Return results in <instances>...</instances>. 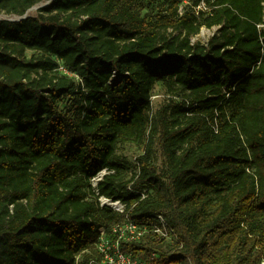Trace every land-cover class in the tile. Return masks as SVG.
<instances>
[{
  "label": "trees",
  "instance_id": "obj_1",
  "mask_svg": "<svg viewBox=\"0 0 264 264\" xmlns=\"http://www.w3.org/2000/svg\"><path fill=\"white\" fill-rule=\"evenodd\" d=\"M182 1L0 0V264H102L120 221L147 229L136 264H264V0Z\"/></svg>",
  "mask_w": 264,
  "mask_h": 264
},
{
  "label": "rangeland",
  "instance_id": "obj_2",
  "mask_svg": "<svg viewBox=\"0 0 264 264\" xmlns=\"http://www.w3.org/2000/svg\"><path fill=\"white\" fill-rule=\"evenodd\" d=\"M45 5H48V2H43L39 4L38 6H35L31 8L27 16H36L38 14V9L41 7H44ZM190 5L191 3L188 2L187 0H183L182 3L180 4V13H182L184 10L189 9L190 10ZM195 11H198V9H195ZM144 13H149L150 15H153L156 13L155 6L152 4V2H149L146 5V8L144 9ZM14 20L16 18L14 17H9L3 14H0V20ZM213 30H207L202 28L200 30V33L192 38V42H201V43H207L208 39L212 36ZM37 53L33 51H27L26 56L27 58L36 56ZM170 95L167 93L165 86L159 82L156 83L152 92H151V107H152V112L155 113L157 110H159L161 107L167 105V103L170 100ZM176 98H174L175 100ZM63 105L61 104V107ZM144 151V145L138 146L135 144H125L122 146H119L117 149V155L120 158H123L128 166L127 173L124 175L123 180L128 181L131 176L135 172V166H136V160L139 156L143 154ZM153 161L155 165L160 169L163 167V161L160 157V151L157 143L155 144L154 147V156H153ZM121 204V203H120ZM115 212L120 213V208L118 205L115 207H112ZM120 228L117 229V226L114 227L113 224L110 226L106 234L103 236L101 240L98 241V244L101 245V247L108 253L107 255L111 259H115L114 254L116 253L117 245L118 242L120 241H140L142 239V236L140 239H136L131 235L130 229L126 228V221H120ZM126 232V233H125ZM125 233V234H124ZM129 233V235H128ZM173 239L172 238H167L165 239V245L164 248L168 247L169 245H172ZM121 249V247H120ZM131 257H133L131 255ZM102 259V258H101Z\"/></svg>",
  "mask_w": 264,
  "mask_h": 264
},
{
  "label": "built area",
  "instance_id": "obj_3",
  "mask_svg": "<svg viewBox=\"0 0 264 264\" xmlns=\"http://www.w3.org/2000/svg\"><path fill=\"white\" fill-rule=\"evenodd\" d=\"M196 9H198V10L204 9L203 3L200 4ZM59 69L61 71H64V69L62 67H60ZM109 173H111V172L108 171L107 169H103L95 177H93L90 180L92 188L96 189L97 185L103 179V177L105 175L109 174ZM146 197H147V194L144 191L142 193V199H144ZM100 204H101L102 207L103 206H107V207H110V208H112V206H110L109 204L118 205L119 208H120V213L123 212V210H124V206L122 204H120L119 202H112V201L104 199V198L100 199ZM157 223H158V226H156V227L152 226L150 231L155 233L156 235L164 238V239L169 238L170 236L168 235V225H167V222L163 218L162 215L157 216ZM119 224H120V222L114 223L113 226L114 227L117 226V229H118V228H120ZM126 224H127L126 228L130 229V231H131L130 234L133 235V237H135L137 240L140 239L147 232L146 227L138 226V225H136V224H134V223H132L130 221H126ZM105 234H106L105 230L101 229L100 230V239L99 240H101ZM128 235H129V233H128ZM116 247H117V249L115 251L116 253L114 254L115 259L113 260V259L109 258V256L107 255L108 253L101 247V245H99V244L96 245L97 250L102 255V264H136L135 259L133 257H131V255H126V254L121 252L120 241L118 242V245Z\"/></svg>",
  "mask_w": 264,
  "mask_h": 264
},
{
  "label": "water",
  "instance_id": "obj_4",
  "mask_svg": "<svg viewBox=\"0 0 264 264\" xmlns=\"http://www.w3.org/2000/svg\"><path fill=\"white\" fill-rule=\"evenodd\" d=\"M28 16L27 15H25V16H23V17H21L20 19H25V18H27ZM19 19V18H18Z\"/></svg>",
  "mask_w": 264,
  "mask_h": 264
},
{
  "label": "bare ground",
  "instance_id": "obj_5",
  "mask_svg": "<svg viewBox=\"0 0 264 264\" xmlns=\"http://www.w3.org/2000/svg\"><path fill=\"white\" fill-rule=\"evenodd\" d=\"M110 206H112V207H115L116 205L115 204H109Z\"/></svg>",
  "mask_w": 264,
  "mask_h": 264
}]
</instances>
